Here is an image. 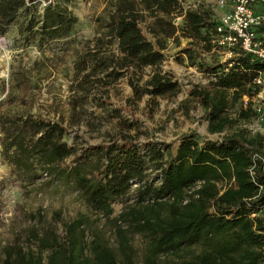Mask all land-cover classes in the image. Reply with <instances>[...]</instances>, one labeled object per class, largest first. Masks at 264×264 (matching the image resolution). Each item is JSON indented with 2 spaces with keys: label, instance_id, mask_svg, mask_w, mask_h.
I'll return each instance as SVG.
<instances>
[{
  "label": "trees",
  "instance_id": "trees-1",
  "mask_svg": "<svg viewBox=\"0 0 264 264\" xmlns=\"http://www.w3.org/2000/svg\"><path fill=\"white\" fill-rule=\"evenodd\" d=\"M34 1L0 0V31ZM44 1L49 3L37 20L41 37L55 40L68 35L77 18L59 1ZM142 1L146 9L163 15L161 22L184 15L183 26L190 38L208 41L211 32L216 33L218 20L212 9L201 5L183 9L180 0ZM113 28L130 65H156L164 59L166 37L146 35L132 2L118 6ZM183 51L215 80L214 91L199 86L191 94L205 107L210 130L221 132L235 121L226 114L231 100L252 97L260 90L254 78L264 73V61L238 50L223 62L209 64L197 62L191 47ZM121 75L117 71V77ZM148 84L150 115L158 96L179 90L177 81L160 72ZM133 88L134 98L141 99L143 91L137 84ZM240 115L249 119L251 113L242 108ZM0 125L4 150L13 152L12 162L23 178L33 179L38 171L70 176L86 202L107 218L113 214L112 201L137 185L136 201L115 218L119 222L117 249L101 231L87 244L88 217L79 214L66 223L64 241L53 231L34 232L41 244V253L35 254L25 251L16 238L5 246L0 264H45V250L50 251L48 264H140L130 246V237L136 233L150 238L144 264H264V215L252 216L264 204L260 161L251 173L255 154L264 148L260 135L249 137L237 131L202 141L190 131L176 139L173 149H166L159 142L139 144L126 132L78 151L64 140L67 129L60 122L15 116L1 118ZM165 257L170 260L164 262Z\"/></svg>",
  "mask_w": 264,
  "mask_h": 264
},
{
  "label": "rangeland",
  "instance_id": "rangeland-1",
  "mask_svg": "<svg viewBox=\"0 0 264 264\" xmlns=\"http://www.w3.org/2000/svg\"><path fill=\"white\" fill-rule=\"evenodd\" d=\"M54 1L77 18L68 35L55 40L41 37L37 20L49 3L44 0L27 3L17 20L0 31V119L32 116L60 122L67 129L64 140L78 151L89 144L108 143L126 132L139 144L159 142L166 149H173L176 139L190 131L202 141L221 139L237 131L253 136L247 122L254 113L251 105L244 106L245 95L231 100L226 109L235 121L221 132H212L205 107L191 94L199 86L214 91L215 80L198 64H192L183 49L191 47L197 62L225 61L229 55L218 45L215 32L208 41L190 38L183 26L184 15L161 22L163 15L146 9L142 0ZM128 1L135 4L149 38L153 39L155 33L166 37L164 59L156 65H130L121 53L113 26L118 6ZM180 1L183 9L201 5L212 9L214 15L218 10L216 0ZM117 71L122 75L117 77ZM155 72L177 81L179 90L158 96V105L150 115L147 90ZM134 84L143 91L141 99L134 98ZM242 108L251 113L249 119L240 115ZM3 136L0 125V262L5 257V246L16 238L25 251L41 253L34 232L43 235L53 231L64 241L66 223L79 214L88 217L87 244L94 241L95 232L101 231L103 238L118 248L119 222L115 218L136 201L137 185L112 201L113 214L107 218L86 202L70 176L38 171L33 179L23 178L12 162L13 152L4 150ZM66 163L69 165L70 159ZM151 173L156 174L154 170ZM130 238L134 259L144 264L149 235L136 233ZM42 254L48 264L50 251Z\"/></svg>",
  "mask_w": 264,
  "mask_h": 264
},
{
  "label": "built area",
  "instance_id": "built-area-1",
  "mask_svg": "<svg viewBox=\"0 0 264 264\" xmlns=\"http://www.w3.org/2000/svg\"><path fill=\"white\" fill-rule=\"evenodd\" d=\"M216 7L217 43L227 50L226 54L232 57L241 50L264 61V31H261L264 28V0H216ZM254 83L260 90L252 97L245 95L244 106L251 105L254 114L247 124L253 136L262 137L264 145V73L257 75ZM259 161L264 172V148L255 154L252 174ZM259 189L262 191L263 184ZM259 214L264 215V204L252 216Z\"/></svg>",
  "mask_w": 264,
  "mask_h": 264
}]
</instances>
